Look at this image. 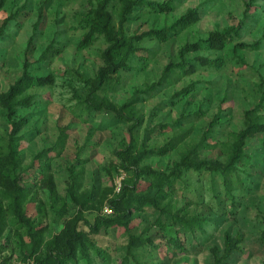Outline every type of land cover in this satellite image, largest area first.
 Listing matches in <instances>:
<instances>
[{
	"label": "clouds",
	"instance_id": "1",
	"mask_svg": "<svg viewBox=\"0 0 264 264\" xmlns=\"http://www.w3.org/2000/svg\"><path fill=\"white\" fill-rule=\"evenodd\" d=\"M0 64V264H264V0H17Z\"/></svg>",
	"mask_w": 264,
	"mask_h": 264
},
{
	"label": "rangeland",
	"instance_id": "2",
	"mask_svg": "<svg viewBox=\"0 0 264 264\" xmlns=\"http://www.w3.org/2000/svg\"><path fill=\"white\" fill-rule=\"evenodd\" d=\"M16 2H17V0H7L6 5L4 6L3 10L0 11V16H2L5 11H8L10 9V6ZM146 23L148 25V29H150V28H152L153 23H155V21H148ZM162 26H163V22H161L160 27H162ZM217 27H219V25H217ZM229 55H230V52L225 50V56H229ZM2 68H3V64H0V69H2Z\"/></svg>",
	"mask_w": 264,
	"mask_h": 264
},
{
	"label": "trees",
	"instance_id": "3",
	"mask_svg": "<svg viewBox=\"0 0 264 264\" xmlns=\"http://www.w3.org/2000/svg\"><path fill=\"white\" fill-rule=\"evenodd\" d=\"M7 0H0V11L3 10L4 6L6 5ZM11 18V16H9V19ZM163 28V26L161 27V29ZM152 28L149 29V31H151Z\"/></svg>",
	"mask_w": 264,
	"mask_h": 264
}]
</instances>
